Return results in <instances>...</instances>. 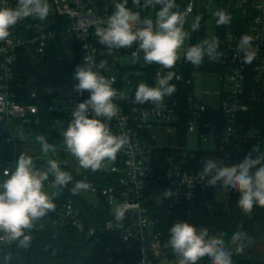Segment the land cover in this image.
<instances>
[{
    "label": "built area",
    "instance_id": "obj_1",
    "mask_svg": "<svg viewBox=\"0 0 264 264\" xmlns=\"http://www.w3.org/2000/svg\"><path fill=\"white\" fill-rule=\"evenodd\" d=\"M52 1L61 22L48 26L36 21L29 22L26 18L10 29L7 40L0 41V124L5 132V141L12 151L5 156L2 172L12 170L21 154L19 147L29 145L32 134L27 133L24 121L39 114L41 105L47 107L53 115L52 124L59 136L51 144L66 155L69 154L64 147L61 132L67 128L74 107L90 95L88 91L79 93L74 90L78 81L73 79L72 71L68 74L69 79L61 82H43L38 76L29 74L25 79L29 88L26 92H21L22 57L30 55L45 61L52 52L71 64L79 62L78 65H82L88 55L97 64L105 61L106 69L101 70L102 74L114 77L113 87L124 94V99L116 101L120 112L112 119L110 127L114 134L126 135L128 142L117 153L115 160L107 164L109 171L118 175L121 190L116 187L101 190L92 188L89 193L108 196L110 205L112 201L117 203V207L125 210V215L121 220L116 217L109 220L101 228L93 227L83 221L72 201L59 200L53 201L55 209L46 216H54L58 221L70 223L95 243L104 241L108 235L119 246L136 241L140 252L136 264H158L165 259L167 252L164 249L163 234L156 230L158 218L151 216L145 203L164 197L173 209L183 203L194 204L200 189L213 188L218 191L222 188L219 185L207 186L202 169L195 171L186 168L188 149L180 147L177 137L176 143L166 142L161 145L154 129L161 128L177 135L179 123L185 121L187 131L198 130L205 134L217 144V149L213 150L225 154L248 153L254 145L264 144V0H176V10L185 12L191 8L186 19L193 17L195 20L197 16L201 18L213 6H217V11L222 9L227 14L240 12L241 21L229 24L222 41L219 40L216 29L214 38L219 41L220 56L218 60L210 61L218 63L222 70L202 72L199 65L195 66L189 77L177 74L179 79L176 81L193 86V93L183 104L174 92L172 97H165L163 106L159 108L151 102L135 103L131 94L132 81L127 69L132 65L127 60L133 57L132 53L137 50L138 43L130 48L115 50L112 54L99 43L96 29L113 12L112 0ZM0 4L16 7V0H0ZM127 7L139 12L141 19L149 17L153 20L159 9V5L155 8L137 7L132 0H129ZM192 32L188 45L194 42ZM244 35L253 37L252 44L257 51L251 63L244 61L243 54L237 48ZM199 42V39L196 40L195 45ZM143 55V52L138 53L139 58ZM186 63L188 62L181 55L175 67ZM149 67L155 77L157 72L166 74L168 71L155 63ZM200 73L214 74L220 78L221 87L216 92L215 104L206 103L195 93L196 76ZM206 91L204 90L203 95ZM30 99L37 102H30ZM14 117L22 122L17 132L12 129ZM157 148L172 149V154L162 162L153 164L150 158ZM168 192L171 195H166ZM226 192L239 197L235 192ZM1 243L9 245L6 241ZM115 247L117 246H107V250Z\"/></svg>",
    "mask_w": 264,
    "mask_h": 264
},
{
    "label": "clouds",
    "instance_id": "obj_2",
    "mask_svg": "<svg viewBox=\"0 0 264 264\" xmlns=\"http://www.w3.org/2000/svg\"><path fill=\"white\" fill-rule=\"evenodd\" d=\"M112 2L113 12L96 29L99 43L108 49L109 54L138 43L137 50L132 53L133 62L139 59L138 53L143 52L146 64L155 63L168 69L166 74L157 72L154 86L143 82L138 85L134 93L135 103L151 102L158 108L163 106L165 97L176 91L171 81L179 79V76L171 69L181 55L194 66L202 64L205 57L219 59V41L215 38L185 46V41L190 39L185 24L191 8L185 12L176 10V0H143V5L141 0H132L137 7L155 8L159 5L154 20L149 17L141 19L139 12L127 7L129 0ZM49 13L48 0H16V7L0 4V41L7 40L10 29L18 22L28 17L44 21ZM215 15L218 26L230 22L231 18L225 10L221 9ZM200 19L195 17L192 31L199 29ZM252 41V36L244 35L237 45L246 63H251L257 55ZM105 69V61L97 64L90 55L85 57L82 65L76 66L73 79L78 83L74 85V90L79 93L88 91L90 95L74 107L67 128L61 132L67 152L81 168L93 172L100 170L105 161H114L128 142L126 135L114 134L110 127V122L120 112L116 101L124 99V94L113 87L114 77L102 74L101 70ZM35 140L40 144L44 157L56 155L55 146L45 136L38 134ZM3 175L5 178L0 179V242L16 243L18 247L27 249L32 241L30 231L37 221L55 209L54 194L45 190V182L51 176L54 186L63 188L73 181V176L63 170L61 162L54 158L46 159L44 169L37 168L33 156L25 152L19 155L14 168L6 169ZM202 176L209 187L219 185L224 191L237 193V204L244 215L251 216L254 207L264 208V144L254 145L244 159L235 163L226 164L219 159L203 161ZM90 188L89 183L81 180L74 184L71 191L76 194ZM124 215L125 210L118 206L115 209L116 219L121 220ZM239 227L243 228L242 225ZM248 241L249 235L243 230L233 232L226 240L224 233L211 234L207 227L178 220L169 228L167 244L176 256L177 264H199L204 257L210 264H233V254H243ZM5 259L10 260V257Z\"/></svg>",
    "mask_w": 264,
    "mask_h": 264
},
{
    "label": "trees",
    "instance_id": "obj_3",
    "mask_svg": "<svg viewBox=\"0 0 264 264\" xmlns=\"http://www.w3.org/2000/svg\"><path fill=\"white\" fill-rule=\"evenodd\" d=\"M50 13L46 20L41 21L37 18L28 17L29 22H40L48 26H52L55 22H61V18L57 16L55 6L52 0H48ZM230 22L224 25H217V36L220 41L225 37V33L230 23L238 24L241 21L240 12L236 14H228ZM208 14L204 13L200 19L199 29L195 31L194 42L196 40H205L206 21ZM61 53V51H60ZM79 62L71 64L67 60H61L56 53H49L45 61L32 58L30 55H25L21 59L23 86L21 92H26L29 88L27 75L38 76L43 82H61L64 79H69V72H74ZM202 72L220 71L222 67L215 62H211L207 57L200 64ZM195 66L191 63L177 65L174 69L176 74L182 73L185 77H189ZM47 70V71H46ZM46 71V72H45ZM127 74L132 81L131 94L134 98V93L138 85L143 82L149 86H154L156 77L151 67L143 68L139 64L130 66L127 69ZM171 83L176 87L181 102L185 104V100L194 91L193 86H186L184 83L177 82L174 78ZM172 97V95H171ZM30 102H37L30 99ZM40 112L31 117L33 123L32 138L35 143V137L43 135L49 143L52 140L59 138L56 129L53 127V115L48 108L41 105ZM187 128L185 121L179 123L177 138L180 147L186 148L187 143ZM172 154V149L157 148L151 154L150 160L153 164H158L168 155ZM248 153L225 154L215 150H187V169L198 171L203 169V161L207 159H219L226 164L235 163L246 157ZM56 160L61 162L63 170L68 171L73 176V181L66 187L60 188L61 196L53 199V201H72L75 207L80 212L83 221L90 226L101 228L109 220L115 218L112 211L109 197L98 193L96 200L93 202L85 197V193H89L92 188L102 189L105 187L119 186V178L116 173L109 171L107 166L109 161H105L103 167L95 172L90 169H83L81 172L76 171L66 162V153L56 149ZM49 179H52L50 176ZM85 181L91 185L87 191H80L74 194L71 189L77 181ZM217 191L213 188H203L199 190L197 200L194 204L183 203L170 208L166 198L154 199L146 204L150 209V214L158 218L156 230L163 234L165 243V251L167 256L158 264H177V258L168 247L167 240L169 228L178 220H187L189 223L197 226L207 227L211 234L224 233L225 239L228 240L232 233L238 230H243L249 235L250 243L264 242V208L254 207L251 216L244 215L238 207L239 197L235 194H228V199L225 201L217 198ZM242 225L241 229L239 226ZM32 237L30 246L27 249L18 247L16 243L11 245L2 244L0 242V264H136L140 258L139 244L136 241H130L120 244L114 242L108 235L104 241L95 243L92 239L81 234L78 230L68 222L58 221L54 216H44L37 221L35 227L29 233ZM113 237V236H112ZM117 246L112 250H107V246ZM10 257L6 260L5 257ZM233 264H264V257L252 258L233 254ZM210 261L207 257L202 258L199 264H208Z\"/></svg>",
    "mask_w": 264,
    "mask_h": 264
},
{
    "label": "rangeland",
    "instance_id": "obj_4",
    "mask_svg": "<svg viewBox=\"0 0 264 264\" xmlns=\"http://www.w3.org/2000/svg\"><path fill=\"white\" fill-rule=\"evenodd\" d=\"M216 12H217V6H213V9H210L208 13L209 18L206 21L205 37L209 40L213 39L216 36V29H217V23H216L217 17L215 15ZM193 22H194L193 17L192 18L189 17L186 19V26H187L186 31H188L189 33L192 32L191 24ZM192 33L195 34V31H193ZM188 44H189V41L186 40L185 46H188ZM127 62L128 64H131L133 66L139 64L143 68L149 67V64H146L143 61V56H141L135 62H133V57H131L127 60ZM220 87H221L220 78L218 76H215L214 74H204L203 75L200 73L196 76L195 93L197 94L198 97L202 98L206 103L215 104V102H217L216 92L219 91ZM225 88H227V85H225ZM204 90H207V91L203 95ZM21 125H22V122L21 121L19 122L16 119V117H14L12 129L15 132H17L18 128H20ZM154 133L157 135L158 134L163 135L161 137L164 138V141L166 140L165 139L166 137L172 136L174 134L172 131L167 132L165 130L163 131L159 129L158 130L154 129ZM176 137L177 135L174 134V138H172V144L177 142ZM29 145L30 146L35 145V151L34 153L31 154V156H33L37 168L44 169L46 167L47 158L55 159V157H53L51 154H49V157H44L42 155V153L40 152L41 146L40 144H37L34 142L32 135L30 136V139H29ZM186 148L191 151H200V150L209 151V150L217 149V144L213 143L205 134H201L200 131L194 130V131H188L187 133ZM10 152H12L10 149V145L7 144L5 141V132H4L3 126L0 124V179L5 178L2 172V168L5 162V156ZM66 162L78 172H81L83 170V168L79 166L77 160L73 156H71V154L66 155ZM49 181L45 183V190L49 194H54L53 199L60 197L61 196L60 188L54 186V184L52 183V179H49ZM216 194L219 200L225 201L228 199V194L223 189H219L216 192ZM85 197L94 202L97 196L92 193H85ZM111 208L115 215V209L117 208V203L112 201ZM241 256H248L252 258L264 257V242H255V243L247 244V248L245 249L243 254H241Z\"/></svg>",
    "mask_w": 264,
    "mask_h": 264
},
{
    "label": "crops",
    "instance_id": "obj_5",
    "mask_svg": "<svg viewBox=\"0 0 264 264\" xmlns=\"http://www.w3.org/2000/svg\"><path fill=\"white\" fill-rule=\"evenodd\" d=\"M217 87H218V86H217ZM156 129H157V130L159 129V130H163V131H164V129H161V128H156ZM157 136H158V142H159L161 145H163V144L166 142V140H167V142H169V143L172 144V138H174V137H172V136H168V137L165 138L166 140L164 141V138L161 137V136H163V135L158 134ZM34 151H35V147H34V145H33V146H30V145H22V146L19 147V152H20V153L25 152V153H27L28 155H31L32 153H34Z\"/></svg>",
    "mask_w": 264,
    "mask_h": 264
},
{
    "label": "water",
    "instance_id": "obj_6",
    "mask_svg": "<svg viewBox=\"0 0 264 264\" xmlns=\"http://www.w3.org/2000/svg\"><path fill=\"white\" fill-rule=\"evenodd\" d=\"M24 124H25V128L27 130V133L32 134V120L27 119L24 121ZM129 215H131V211L129 212Z\"/></svg>",
    "mask_w": 264,
    "mask_h": 264
}]
</instances>
